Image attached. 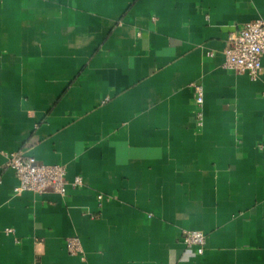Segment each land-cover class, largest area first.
Listing matches in <instances>:
<instances>
[{
	"label": "crops",
	"instance_id": "0c3cea01",
	"mask_svg": "<svg viewBox=\"0 0 264 264\" xmlns=\"http://www.w3.org/2000/svg\"><path fill=\"white\" fill-rule=\"evenodd\" d=\"M255 21L264 0H0V264H264V56L223 67ZM20 151L83 186L16 195Z\"/></svg>",
	"mask_w": 264,
	"mask_h": 264
},
{
	"label": "built area",
	"instance_id": "2783aa9c",
	"mask_svg": "<svg viewBox=\"0 0 264 264\" xmlns=\"http://www.w3.org/2000/svg\"><path fill=\"white\" fill-rule=\"evenodd\" d=\"M226 70L237 74H247L252 81H257L263 72L262 57L264 56V22L255 21L247 23L235 33L223 51ZM213 54H209L212 56ZM197 110L196 120L199 127H203L204 94L201 88H196ZM7 158L6 167L12 169L17 176L18 185L14 193L19 195L24 192H32L42 196L48 192L66 196L67 188H80L83 186L82 177H76L73 182L67 180V168L62 165L40 164L33 156L25 152H1ZM1 182V178H0ZM102 201L103 195L98 196ZM12 233V229L7 230ZM182 244L186 250L194 251L196 255H204L208 244L207 236L202 231L183 232ZM66 248L71 255L81 256L85 262L82 244L79 238H69Z\"/></svg>",
	"mask_w": 264,
	"mask_h": 264
}]
</instances>
